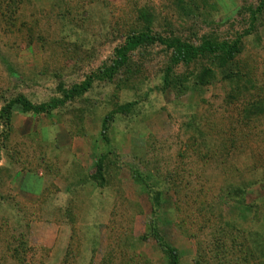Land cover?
<instances>
[{
    "label": "rangeland",
    "instance_id": "1",
    "mask_svg": "<svg viewBox=\"0 0 264 264\" xmlns=\"http://www.w3.org/2000/svg\"><path fill=\"white\" fill-rule=\"evenodd\" d=\"M258 3L0 0V112L21 96L36 106L61 100L108 68L126 37L147 25L141 13L162 39L240 41L229 79L213 68L208 84L193 85L210 68L199 58L174 68L165 88L170 52L154 44L50 114L14 107L8 122L0 119V264H166L152 224L180 264H264ZM107 116L111 146L100 135ZM137 174L162 196L155 212ZM30 178L27 188L36 178L41 197L25 190Z\"/></svg>",
    "mask_w": 264,
    "mask_h": 264
},
{
    "label": "trees",
    "instance_id": "2",
    "mask_svg": "<svg viewBox=\"0 0 264 264\" xmlns=\"http://www.w3.org/2000/svg\"><path fill=\"white\" fill-rule=\"evenodd\" d=\"M264 11V0H259L256 10L253 12L260 14ZM141 20L143 18L144 24L140 32L132 33L127 36L122 46H120L115 51L114 60L111 62V65L108 68L100 71L97 75L88 77L81 84L74 86L70 91H62L61 100H53L50 103L43 105H32L26 98L17 97L16 99L7 103V105L0 112V119H6L8 122L9 115L14 107L20 108L21 112L24 114H33V115H42L50 114L52 111L56 110L59 107L64 106L67 102L74 99L80 98L89 92L92 88L93 80L101 81H110L115 74L124 66H126L129 55L141 47H148L154 44H158L164 47L167 51L170 52L169 58V67L166 70L164 77V86L167 88L170 84L169 75L172 73L173 69L180 66H188L189 64L197 61L199 58H205L210 61L208 69L204 70L196 79H194L195 86H203L208 84L209 80L213 78L214 74L211 71L213 68L218 69L221 72V75L225 79H229L232 76L231 65L239 54V44L240 41L229 44L226 42L217 43L204 40L198 46H192L188 43L181 42L179 39H162L159 36H152L148 31V20L144 16H147L145 13H141ZM254 18V17H253ZM94 78V79H93ZM9 117V118H8ZM8 118V120H7ZM111 122V117L107 116L103 119L101 124V138L107 146H111V141L108 136V124ZM104 157H101L98 160L96 165V174L92 177L93 180L97 182H104ZM134 182L139 185L142 190L147 194L148 199L151 202L152 212H155L160 207L161 194L158 191H155V188L151 185H148L147 179L140 174L133 176ZM149 236L153 238L158 247L161 249L162 253L166 258V264H180V255L179 252L168 245L161 234L157 231L156 227L152 224L148 228ZM256 256H260L257 251ZM264 259V257H262Z\"/></svg>",
    "mask_w": 264,
    "mask_h": 264
},
{
    "label": "crops",
    "instance_id": "3",
    "mask_svg": "<svg viewBox=\"0 0 264 264\" xmlns=\"http://www.w3.org/2000/svg\"><path fill=\"white\" fill-rule=\"evenodd\" d=\"M31 181H33V179H27L25 181V185H24V188H26L25 190L26 191H29L27 192L29 195H34L35 197H41L42 196V184L40 186H37V185H34L37 183V179L34 178V184L30 185V187L27 188V184H29ZM41 227H42V223H40ZM58 227H56V225L54 226H51V227H46V230L48 232V238H52L53 235H54V232L56 233ZM47 238V240H48ZM49 241V240H48ZM50 243H47V245H50V247H53L55 245V240L52 239V241H49Z\"/></svg>",
    "mask_w": 264,
    "mask_h": 264
}]
</instances>
